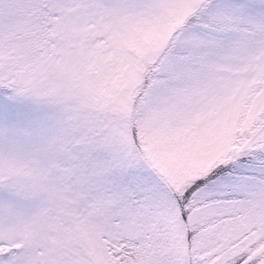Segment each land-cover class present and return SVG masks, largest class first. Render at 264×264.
<instances>
[{"label": "snow or ice", "instance_id": "6c2138e0", "mask_svg": "<svg viewBox=\"0 0 264 264\" xmlns=\"http://www.w3.org/2000/svg\"><path fill=\"white\" fill-rule=\"evenodd\" d=\"M0 264H264V0H0Z\"/></svg>", "mask_w": 264, "mask_h": 264}]
</instances>
